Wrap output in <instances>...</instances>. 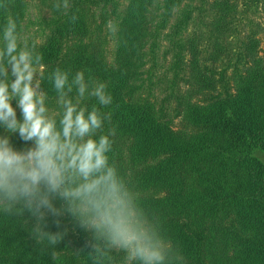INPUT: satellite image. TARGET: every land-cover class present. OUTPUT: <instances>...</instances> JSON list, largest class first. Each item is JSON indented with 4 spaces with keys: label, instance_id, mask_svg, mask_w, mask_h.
<instances>
[{
    "label": "trees",
    "instance_id": "1",
    "mask_svg": "<svg viewBox=\"0 0 264 264\" xmlns=\"http://www.w3.org/2000/svg\"><path fill=\"white\" fill-rule=\"evenodd\" d=\"M30 1L0 0L8 5L0 9V46L8 16L22 35ZM37 1L50 15L39 20L38 34L23 38L43 55L47 105L57 110L46 79L56 67L68 70L70 79L83 71L86 81L107 85L112 103L101 111L111 119L102 132L115 129L110 162L141 218L185 264H264V55H257L253 34H225L236 4L200 0L197 8L209 4L211 11L210 43L201 46L200 34L185 35L196 7L192 0H70L68 16L53 8L55 0ZM111 18L118 29L107 40L103 32ZM233 40L240 44L236 50ZM164 42L162 58L169 56L170 63L159 75ZM232 55L238 56L232 74L227 67L218 71L214 65ZM83 104L90 110L97 102ZM0 133L17 150L33 146L18 132L0 126ZM55 219L46 217L45 231L65 235L53 248L28 230L35 223L30 213L0 211V264H93L92 233L68 214L59 217V227ZM112 255L111 264H123V253Z\"/></svg>",
    "mask_w": 264,
    "mask_h": 264
},
{
    "label": "clouds",
    "instance_id": "2",
    "mask_svg": "<svg viewBox=\"0 0 264 264\" xmlns=\"http://www.w3.org/2000/svg\"><path fill=\"white\" fill-rule=\"evenodd\" d=\"M7 8L0 3V9ZM53 8L68 16L71 2L55 0ZM77 20V15H70L72 23ZM106 27L115 36L117 23L109 20ZM42 61L36 44L30 45L17 21L8 16L0 46V126L8 133L18 132L33 146L17 150L9 136L0 135V211L19 217L30 213L35 223L28 230L53 248L65 232L45 231L46 217H55L59 227V217L70 215L92 233L88 255L93 264H111L114 252L123 253V264H185L172 243L133 208L125 181L110 162L115 129L102 132L111 113L101 111L112 103L107 85L86 81L83 71L70 79L68 70L56 67L46 77L56 93L53 111L47 92L41 90ZM88 98L97 102L90 110L83 104ZM17 108L22 119L17 118ZM57 199L63 202L60 207L54 203Z\"/></svg>",
    "mask_w": 264,
    "mask_h": 264
},
{
    "label": "rangeland",
    "instance_id": "3",
    "mask_svg": "<svg viewBox=\"0 0 264 264\" xmlns=\"http://www.w3.org/2000/svg\"><path fill=\"white\" fill-rule=\"evenodd\" d=\"M121 2H125V0H120ZM211 1V0H208ZM192 5L196 6L194 12L192 14V20L188 24V32L185 35L190 36L192 32L200 34L202 39L200 40L201 46L209 45V41L207 39L208 29L210 28L208 23V18L211 15V11L209 8V4L203 6L206 10L200 11L197 6L201 5L200 0H192ZM233 3L236 4V11L233 16V24L227 25L225 34H230L233 36L236 33L237 38L244 37L245 34H253L255 38L258 39L257 44V55H264V0H232ZM110 8V7H108ZM51 9L46 5L42 4L40 1L31 0L29 4V8L24 20V29L22 32V37L33 36L40 32V28L38 26V22L41 18L48 17L50 15ZM204 14V15H203ZM210 14V15H209ZM112 20V18H111ZM106 35L107 40H110V35L107 30L103 32ZM111 42V41H110ZM239 42L233 40L230 44V47L233 50L237 49L239 46ZM164 46H167V43L164 42L160 51H159V65L157 66V74L161 75L166 72V69L169 67L168 61H170V57L167 56L166 60H163L162 53L164 50ZM244 49V48H243ZM238 56H229L228 60H223L219 63H216L214 66L218 71L227 67V74H232V70L235 64L238 62ZM169 75V74H168ZM38 76V74H37ZM181 86L183 89L187 87L184 82H181ZM164 88V86H162ZM164 93L160 92L159 98H163ZM19 119H22L20 109H17ZM177 123V121H176ZM0 135H2L0 133ZM121 253L114 252V257L120 256ZM116 264V262H115Z\"/></svg>",
    "mask_w": 264,
    "mask_h": 264
}]
</instances>
